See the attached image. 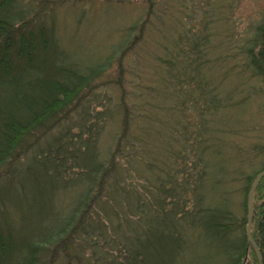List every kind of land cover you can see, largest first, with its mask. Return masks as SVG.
<instances>
[{
	"label": "trees",
	"instance_id": "trees-1",
	"mask_svg": "<svg viewBox=\"0 0 264 264\" xmlns=\"http://www.w3.org/2000/svg\"><path fill=\"white\" fill-rule=\"evenodd\" d=\"M20 1L0 0V180L41 175L66 194L49 236L0 229V264H178L189 236L211 264H258L246 198L264 164L246 172L264 155V14L240 31L234 0H143L81 68L32 2L11 12ZM233 182L239 216L230 188L214 198ZM259 184L251 237L264 264Z\"/></svg>",
	"mask_w": 264,
	"mask_h": 264
},
{
	"label": "rangeland",
	"instance_id": "rangeland-1",
	"mask_svg": "<svg viewBox=\"0 0 264 264\" xmlns=\"http://www.w3.org/2000/svg\"><path fill=\"white\" fill-rule=\"evenodd\" d=\"M43 1L21 0L19 4L11 6L10 10L15 14V7L21 8L20 4L32 5L33 3L34 15L44 14L39 21L44 19L45 24L51 23L55 26V38L67 51V54L64 53L67 56L65 62L74 63L81 68L86 67L96 54L102 56L110 36V43H116L124 30L139 20L144 9L143 0H57L55 2L46 0V3ZM167 1L165 0L166 6H168ZM228 1L224 0V4L226 5ZM171 2L173 3V0ZM232 6L231 15L236 20L240 31L247 27L251 19H258L264 14V0H234ZM112 31L113 34H110ZM147 47L149 45L145 46L146 49ZM3 82L4 80H0V90L3 88ZM6 92L4 90L0 93V97L5 96ZM251 141L250 138L247 139L246 147ZM27 164L25 169L28 166L37 168V174H39L37 164L31 159ZM259 164L263 166L264 155L259 159L248 160L249 169L246 173L254 171L253 165ZM21 174L18 172L19 176ZM259 186L260 190H264V178ZM228 188L232 190L231 207L239 216L242 213L243 194L239 191L242 189V183L227 184L225 190ZM61 192L65 196L66 192L63 188L46 185L41 175L36 180L27 176H23L20 180L19 178L18 180H0V229L7 227L28 243L49 236L53 229L56 230L54 222V216L58 211L56 196H59ZM228 192L229 190H219V194L214 196L215 202L226 198ZM63 200L67 204L65 197ZM237 234L241 235L240 230ZM189 238L195 248L186 251L185 258L178 264H211L213 249L208 244L196 243L195 236H189ZM19 255L18 253L14 259ZM247 261L244 263H248Z\"/></svg>",
	"mask_w": 264,
	"mask_h": 264
},
{
	"label": "water",
	"instance_id": "water-1",
	"mask_svg": "<svg viewBox=\"0 0 264 264\" xmlns=\"http://www.w3.org/2000/svg\"><path fill=\"white\" fill-rule=\"evenodd\" d=\"M264 178V170L259 172L255 178L253 179V182L249 188V191L247 193V198H246V205H247V216H246V239L249 243V245L252 247L253 251L255 252L258 264H262V258L260 255V252L258 250L257 245L253 241L251 237V223H252V212H253V198H254V193L255 190L260 183V181Z\"/></svg>",
	"mask_w": 264,
	"mask_h": 264
}]
</instances>
